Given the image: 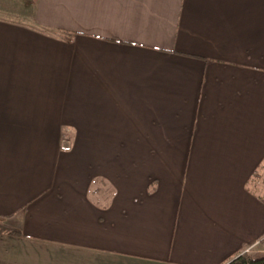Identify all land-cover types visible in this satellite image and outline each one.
Here are the masks:
<instances>
[{
  "label": "crops",
  "instance_id": "obj_1",
  "mask_svg": "<svg viewBox=\"0 0 264 264\" xmlns=\"http://www.w3.org/2000/svg\"><path fill=\"white\" fill-rule=\"evenodd\" d=\"M262 237L264 0H0V264Z\"/></svg>",
  "mask_w": 264,
  "mask_h": 264
},
{
  "label": "trees",
  "instance_id": "obj_2",
  "mask_svg": "<svg viewBox=\"0 0 264 264\" xmlns=\"http://www.w3.org/2000/svg\"><path fill=\"white\" fill-rule=\"evenodd\" d=\"M259 243L264 248V237L261 238ZM226 264H264V254H248V252H243Z\"/></svg>",
  "mask_w": 264,
  "mask_h": 264
},
{
  "label": "rangeland",
  "instance_id": "obj_3",
  "mask_svg": "<svg viewBox=\"0 0 264 264\" xmlns=\"http://www.w3.org/2000/svg\"><path fill=\"white\" fill-rule=\"evenodd\" d=\"M14 3V2H13ZM13 3H9V5H12ZM17 10V9H16ZM15 10V11H16ZM21 10H23V9H20V10H17V11H21ZM9 16H10V14H9ZM7 17V16H6ZM73 141V139L72 138H70V137H68V138H66V137H64L63 138V142H62V146H66V147H68V145H69V147H70V145H71V142ZM65 147V148H66ZM249 249V248H248ZM251 250L248 252V254H264V248L263 247H261L260 246V244H258V245H256V246H253V247H251L250 248ZM246 252H247V250H246Z\"/></svg>",
  "mask_w": 264,
  "mask_h": 264
},
{
  "label": "built area",
  "instance_id": "obj_4",
  "mask_svg": "<svg viewBox=\"0 0 264 264\" xmlns=\"http://www.w3.org/2000/svg\"><path fill=\"white\" fill-rule=\"evenodd\" d=\"M251 249L249 248V249H247V252H249Z\"/></svg>",
  "mask_w": 264,
  "mask_h": 264
}]
</instances>
